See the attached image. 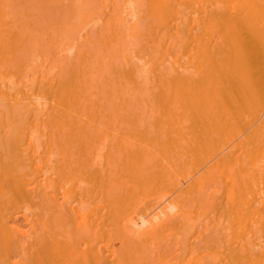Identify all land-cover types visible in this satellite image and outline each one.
<instances>
[{
  "label": "bare ground",
  "instance_id": "obj_1",
  "mask_svg": "<svg viewBox=\"0 0 264 264\" xmlns=\"http://www.w3.org/2000/svg\"><path fill=\"white\" fill-rule=\"evenodd\" d=\"M0 264H264V0H0Z\"/></svg>",
  "mask_w": 264,
  "mask_h": 264
}]
</instances>
